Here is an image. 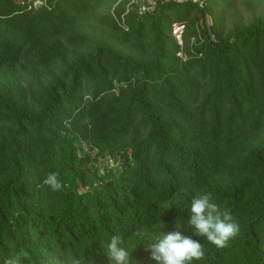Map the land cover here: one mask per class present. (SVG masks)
<instances>
[{
    "label": "trees",
    "instance_id": "obj_1",
    "mask_svg": "<svg viewBox=\"0 0 264 264\" xmlns=\"http://www.w3.org/2000/svg\"><path fill=\"white\" fill-rule=\"evenodd\" d=\"M18 1L0 0V264H109L113 235L145 264V241L176 225L203 246L192 264H264V20L224 37L217 0L204 10L162 0L124 20L128 32L114 24L134 56L101 43L40 81L15 72L64 63L93 0ZM197 10L215 24L195 48L203 58L184 62L171 28ZM108 159L117 166L91 171ZM52 172L59 191L43 183ZM204 193L239 225L225 248L187 223Z\"/></svg>",
    "mask_w": 264,
    "mask_h": 264
},
{
    "label": "rangeland",
    "instance_id": "obj_2",
    "mask_svg": "<svg viewBox=\"0 0 264 264\" xmlns=\"http://www.w3.org/2000/svg\"><path fill=\"white\" fill-rule=\"evenodd\" d=\"M218 7L215 14L218 17L219 26L223 31L224 37H227L232 31L239 28H245L257 20H264V0H217ZM24 6L23 0L18 1ZM143 0H93L91 10L86 15L79 19L76 26L79 34L78 45L79 49H67L64 53L65 60L56 70L42 71L31 70L25 75L21 72H15L17 77L34 78L40 81H50L56 76V73L68 63L76 59L88 58L95 55L97 47L101 43H109L123 56H134V50L131 47H120L118 38L111 33L114 24L120 20L129 19L133 15H138L139 18L144 17L139 12L140 4ZM30 6L39 10L46 6L45 0H33ZM120 16V17H119ZM205 20L206 22H204ZM186 33L185 43L183 46L185 54V62L190 59L203 58V53L196 52L197 46L205 45L208 41L205 38V26H213L215 23L212 20L211 24L207 23V19L203 18L202 14L197 10L185 21ZM149 29V28H148ZM128 32V31H127ZM215 40V38H213ZM150 47V43L146 42L141 46L143 52ZM144 49V50H143ZM138 55V54H137ZM25 76V77H24ZM263 139L262 136L254 138L255 140ZM86 152L91 149L85 144ZM91 171L94 169H112L117 166L112 159L101 160L99 163H90ZM90 175V174H89ZM150 259L145 264H149Z\"/></svg>",
    "mask_w": 264,
    "mask_h": 264
},
{
    "label": "clouds",
    "instance_id": "obj_3",
    "mask_svg": "<svg viewBox=\"0 0 264 264\" xmlns=\"http://www.w3.org/2000/svg\"><path fill=\"white\" fill-rule=\"evenodd\" d=\"M43 183L53 191H59L62 183L58 173H49ZM189 227L195 235L203 236L217 248H225L228 241L239 232V225L234 222L228 210L212 202L211 193H204L193 197L190 207V217L187 220ZM181 225H176V230L153 234L145 242V250L149 258L156 264H192L204 258L205 252L202 244L190 236H185L180 230ZM119 235H113L107 244L106 257L109 264H132L134 258L127 248L122 246ZM3 264H19V258L8 257ZM68 264H82L79 258H72Z\"/></svg>",
    "mask_w": 264,
    "mask_h": 264
},
{
    "label": "built area",
    "instance_id": "obj_4",
    "mask_svg": "<svg viewBox=\"0 0 264 264\" xmlns=\"http://www.w3.org/2000/svg\"><path fill=\"white\" fill-rule=\"evenodd\" d=\"M161 1L162 0H143V3L140 4L139 12L142 15H152L156 12L158 5ZM166 2L175 3L179 5L192 3L194 5H197L198 8H200L201 10L206 9L209 4V0H166ZM206 19H207V23L211 24L212 18L209 14L207 15ZM122 26L126 31H128V27L126 26L125 21L123 22ZM208 27L209 29H211V26ZM185 33H186L185 22H177L172 25L171 35L174 38L177 45L181 48L180 52L177 54V57L182 59L184 62H185V54H184L183 46H184Z\"/></svg>",
    "mask_w": 264,
    "mask_h": 264
}]
</instances>
